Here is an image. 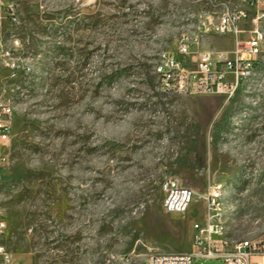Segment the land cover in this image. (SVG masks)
<instances>
[{
	"label": "rangeland",
	"instance_id": "1",
	"mask_svg": "<svg viewBox=\"0 0 264 264\" xmlns=\"http://www.w3.org/2000/svg\"><path fill=\"white\" fill-rule=\"evenodd\" d=\"M226 6L253 16L244 0H18L2 34L21 39L18 60L32 68L11 79L0 62V92L15 106L0 147L10 156L6 264H141L152 251H195L205 205L165 213L169 175L198 191L220 182L230 238H264V44L229 99L165 91L157 72L167 52L189 68L200 49L232 56L228 34H203L189 55L177 48L199 14Z\"/></svg>",
	"mask_w": 264,
	"mask_h": 264
},
{
	"label": "built area",
	"instance_id": "2",
	"mask_svg": "<svg viewBox=\"0 0 264 264\" xmlns=\"http://www.w3.org/2000/svg\"><path fill=\"white\" fill-rule=\"evenodd\" d=\"M253 10L251 17L248 8L226 6L217 15L199 14L198 31L193 34H181L178 41V52L189 55L203 34L218 33L234 37L235 48L232 56L226 50L200 49L195 68H189L173 54L163 55L162 63L157 72L165 91H173L183 95L221 94L231 98L246 82L248 69L261 53L264 44V0H244ZM18 0H0V62L9 69L8 78H14L19 71L29 73L31 65L18 62L22 42L12 35L5 40L2 34L4 20L16 18ZM250 20L251 24L245 23ZM240 36L245 39L240 40ZM244 43L245 50H241ZM17 83H11L15 90ZM8 99L0 92V147L10 140L14 121L15 106H8ZM6 148V147H4ZM0 152V181L3 169L10 162L6 149ZM165 193L163 209L165 213H186L194 201L203 202L205 216L202 220L193 222V244L195 251L185 253H166L152 251L147 254L141 264H193L195 259H218L220 264H264V238L252 244L235 242L227 244L226 236L217 227V219L223 214L220 205V182L208 185L205 191H198L182 183L174 175L166 176L162 182ZM8 231V222L4 210L0 207V236ZM10 259L9 252L0 245V264H6ZM129 260V258H127Z\"/></svg>",
	"mask_w": 264,
	"mask_h": 264
},
{
	"label": "bare ground",
	"instance_id": "3",
	"mask_svg": "<svg viewBox=\"0 0 264 264\" xmlns=\"http://www.w3.org/2000/svg\"><path fill=\"white\" fill-rule=\"evenodd\" d=\"M256 61H257V59H255L253 61V64L251 65V69H248V73H247L246 79L254 71ZM18 62H19V60H18ZM8 106H14L13 99H8ZM221 192H222V186L220 184V205H221V208L224 209L223 203L221 201ZM217 227L220 229L221 232H223V235L226 236L227 244H235V242H241V243H244V244H252L253 242H258V241L261 240V239H253V238H250V239L232 240L230 238V236L228 235L227 230H226V226H225V222H224V212H223V214L220 215V218L217 219Z\"/></svg>",
	"mask_w": 264,
	"mask_h": 264
}]
</instances>
